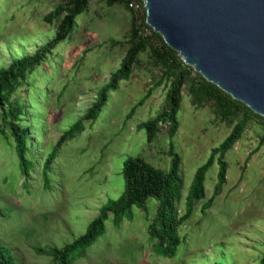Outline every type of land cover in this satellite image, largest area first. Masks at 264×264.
Returning <instances> with one entry per match:
<instances>
[{
	"label": "rangeland",
	"instance_id": "rangeland-1",
	"mask_svg": "<svg viewBox=\"0 0 264 264\" xmlns=\"http://www.w3.org/2000/svg\"><path fill=\"white\" fill-rule=\"evenodd\" d=\"M66 1L0 0V68L32 54L51 38L56 20L48 23L45 18ZM129 1L88 0L65 39L27 76L29 84L19 86L11 97L24 103L21 123L39 129V136L35 131L27 135L31 157L27 175L20 173L11 138L0 135V244L20 264H52L47 247L70 243L108 199L122 192L121 167L128 157L141 156L166 170L168 150L179 156L182 184L175 206L181 215L195 169L231 128L232 123L215 117L209 105L194 106L185 85L174 134L169 136L166 125H161L155 140L146 143L137 124L161 111L166 89L165 83L153 85L157 67L146 47L138 53L128 79L107 93L95 119L85 120L80 133L58 146L47 170L50 187H44L40 170L47 152L83 116L97 89L119 66L132 23L137 27L144 22L142 1L133 0L139 1L140 10L135 11L127 6ZM142 34L150 33L143 29ZM149 45L161 46L156 37ZM261 133V123L251 119L232 147L207 168L203 195L178 227L183 242L173 257L152 251L146 224L155 202L147 200L146 209H134L117 227L106 220L103 235L70 264H258L264 251ZM220 162L225 166L224 182L200 212V204L217 183Z\"/></svg>",
	"mask_w": 264,
	"mask_h": 264
},
{
	"label": "trees",
	"instance_id": "trees-1",
	"mask_svg": "<svg viewBox=\"0 0 264 264\" xmlns=\"http://www.w3.org/2000/svg\"><path fill=\"white\" fill-rule=\"evenodd\" d=\"M87 1L67 0L66 3L55 5L45 18L48 23L53 19L56 20L51 38L32 54L17 57L7 66L0 68V135L5 136L7 133L11 138L21 175L28 174L31 162L30 151L26 147L27 135L30 131H35L36 136H39V129L38 126L32 128L29 124L21 123L25 112L24 103L11 97L19 86L26 87L29 84L26 81L27 76L41 65L48 55H51L58 42L65 39L73 24V18L85 9ZM123 1L126 2V0H106L108 4ZM143 29L150 34H142ZM151 37H156L161 46L149 45ZM126 43L127 48L119 66L109 75L107 82L97 89L94 101L82 117L77 118L61 133L44 157L40 174L45 188L50 187L47 170L57 153L58 146L80 133L85 120L95 119L107 93L116 89L119 81L128 79L133 64L137 63L138 53L146 47L149 48L151 59L157 67L158 74L153 85L166 84L161 111L154 117L137 124V128L144 131L146 143L155 140L161 125L167 126L165 131L169 133V136L174 134L178 127L176 112L181 102V90L185 85V93L194 106L209 105L215 117L227 124L232 123L231 128L225 138L215 148L210 149L206 161L195 169L184 198L181 215L176 214L175 206L182 184L178 174L179 156L171 149L168 150L169 162L166 170L153 167L141 156L126 158L121 167L122 192L116 199H108L86 224L84 231L70 243L60 248L47 247L46 252L52 264H70L73 259L82 257L86 249L103 235L106 220L109 219L111 225L117 227L122 218L131 217L134 209H146L147 200L155 202L153 215L146 224L148 239L152 242V251L161 257H173L176 249L183 242L178 233V227L187 220L192 208L203 195L204 173L212 161L216 157L217 160L222 158L239 139L251 119L261 123L260 140L264 141V119L240 101L231 98L214 84L206 81L190 66L184 65L176 52L166 46L158 34L152 33L143 20L137 27L132 23ZM23 87L21 91L24 92ZM219 165L217 183L213 185L212 195L200 204V212L208 208L213 196L218 193L224 182L225 166L222 162ZM36 250L40 251L38 248ZM0 264H20L13 259L11 252L3 244H0ZM258 264H264V251Z\"/></svg>",
	"mask_w": 264,
	"mask_h": 264
},
{
	"label": "water",
	"instance_id": "water-1",
	"mask_svg": "<svg viewBox=\"0 0 264 264\" xmlns=\"http://www.w3.org/2000/svg\"><path fill=\"white\" fill-rule=\"evenodd\" d=\"M152 33L264 119V0H141Z\"/></svg>",
	"mask_w": 264,
	"mask_h": 264
},
{
	"label": "built area",
	"instance_id": "built-area-1",
	"mask_svg": "<svg viewBox=\"0 0 264 264\" xmlns=\"http://www.w3.org/2000/svg\"><path fill=\"white\" fill-rule=\"evenodd\" d=\"M139 1H141V0H139ZM139 1H129L128 2V4H127V6L131 9V10H137L138 8H139ZM139 10H140V8H139Z\"/></svg>",
	"mask_w": 264,
	"mask_h": 264
}]
</instances>
